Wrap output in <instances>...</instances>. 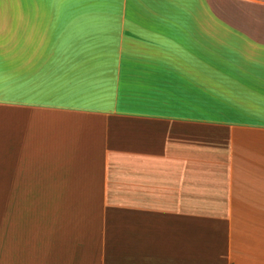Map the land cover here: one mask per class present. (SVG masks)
Returning a JSON list of instances; mask_svg holds the SVG:
<instances>
[{"label":"crops","instance_id":"1","mask_svg":"<svg viewBox=\"0 0 264 264\" xmlns=\"http://www.w3.org/2000/svg\"><path fill=\"white\" fill-rule=\"evenodd\" d=\"M0 264H264V0H0Z\"/></svg>","mask_w":264,"mask_h":264},{"label":"rangeland","instance_id":"2","mask_svg":"<svg viewBox=\"0 0 264 264\" xmlns=\"http://www.w3.org/2000/svg\"><path fill=\"white\" fill-rule=\"evenodd\" d=\"M226 12V10H222ZM222 13V12H221ZM29 203H35L36 201H29ZM37 208L41 211H78L79 208H84L87 211H131V202L130 201H53V200H44L37 201ZM85 205V207H81ZM76 216V225L81 227L84 225L94 224V221H91L87 218L86 215H89L90 212H85L84 214L78 213ZM98 222V219H97ZM45 235L52 234V232L45 227ZM78 233V232H77ZM77 250L80 247V244L77 243ZM79 246V247H78ZM52 250V249H50Z\"/></svg>","mask_w":264,"mask_h":264}]
</instances>
